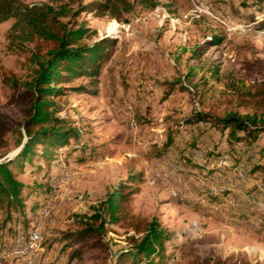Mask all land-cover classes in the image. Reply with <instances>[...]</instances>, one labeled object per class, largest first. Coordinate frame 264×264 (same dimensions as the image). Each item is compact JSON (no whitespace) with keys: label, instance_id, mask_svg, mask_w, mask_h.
Returning a JSON list of instances; mask_svg holds the SVG:
<instances>
[{"label":"rangeland","instance_id":"rangeland-1","mask_svg":"<svg viewBox=\"0 0 264 264\" xmlns=\"http://www.w3.org/2000/svg\"><path fill=\"white\" fill-rule=\"evenodd\" d=\"M2 2L17 14H0V161L27 141L28 105L12 102L6 79H32L57 46L52 31L81 30L85 51L111 41L51 83L63 88L52 108L79 138L10 164L27 209L16 226L0 221V251L34 231L41 240L32 263L11 254L0 264H116L133 233L125 222L105 214V234L75 239L120 189L131 214L171 232L167 264H264V132L248 145L212 122L237 112L264 123V0ZM45 147L55 151L48 159Z\"/></svg>","mask_w":264,"mask_h":264},{"label":"trees","instance_id":"trees-1","mask_svg":"<svg viewBox=\"0 0 264 264\" xmlns=\"http://www.w3.org/2000/svg\"><path fill=\"white\" fill-rule=\"evenodd\" d=\"M13 5L3 4L0 0V14L2 18L15 16ZM264 31V27L262 29ZM70 33V35H69ZM72 34V35H71ZM51 37L57 42L49 54L48 59L39 62V67L31 80L21 83L15 77L6 79L15 93L12 102L15 104L28 105L27 115L23 121V128L27 136L21 152L14 159L0 161V221L1 226H13L19 224L21 217L26 216L27 201L23 192L26 185L19 179L10 164L18 157L28 158L30 154H35L34 148L37 145L47 144L48 147L58 149L68 145L71 138H79V133L72 127L65 126V119L59 117L52 108L54 101L50 96L61 92L63 89L51 86L52 81L59 82L61 78H68V74L82 71L88 61L96 62L101 57V49L111 40L103 39L94 47H81L78 45L79 38L82 37L81 30H71L64 35L51 33ZM67 72V74L63 72ZM199 116V115H198ZM201 116V115H200ZM208 114H204L206 119ZM201 118L197 117V120ZM212 122L215 126L230 130V137L236 142L245 141L248 145H254L264 132V123L258 120L257 116L241 115L239 113H229L224 117H214ZM2 130V127H0ZM45 147L42 157L48 159L55 151H50ZM264 147L260 149V152ZM73 155L72 151L68 152ZM1 158V155H0ZM260 165H255L252 172H257ZM129 194L120 189L118 193L110 196L103 203L101 210L88 216L83 224L82 231L76 237V243L86 242L88 237L96 238L105 234L108 215L110 222L123 223L128 228L133 229V233H128L127 241L129 247L121 249L115 263L116 264H167L169 250L167 243L171 240V232L164 229L158 219L144 220L131 214L129 210ZM36 205H34V209ZM5 216L3 219L2 216ZM15 222V223H14ZM98 241L94 243L98 245ZM68 245L65 247V249ZM78 251H75L76 254ZM203 264H251L246 261L215 260L205 261ZM253 264H260L259 262Z\"/></svg>","mask_w":264,"mask_h":264},{"label":"built area","instance_id":"built-area-1","mask_svg":"<svg viewBox=\"0 0 264 264\" xmlns=\"http://www.w3.org/2000/svg\"><path fill=\"white\" fill-rule=\"evenodd\" d=\"M41 240V235L38 231H34L30 236V239L26 243H21L20 239L18 243L10 250H2L0 251V261L5 259L7 256L11 254H15L20 257H25L29 259V262L32 263V257L34 252L39 249V242Z\"/></svg>","mask_w":264,"mask_h":264}]
</instances>
